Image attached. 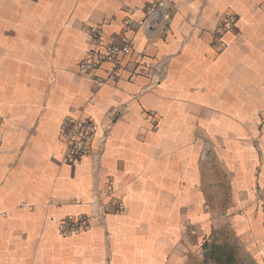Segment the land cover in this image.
<instances>
[{
    "label": "crops",
    "instance_id": "crops-1",
    "mask_svg": "<svg viewBox=\"0 0 264 264\" xmlns=\"http://www.w3.org/2000/svg\"><path fill=\"white\" fill-rule=\"evenodd\" d=\"M153 2L0 0V264H192L221 229L264 264V0H169L149 39ZM89 28L133 41L103 87ZM68 117L95 124L75 164Z\"/></svg>",
    "mask_w": 264,
    "mask_h": 264
},
{
    "label": "built area",
    "instance_id": "built-area-1",
    "mask_svg": "<svg viewBox=\"0 0 264 264\" xmlns=\"http://www.w3.org/2000/svg\"><path fill=\"white\" fill-rule=\"evenodd\" d=\"M168 1L154 0L146 9V14L140 22V28L147 38L155 37L165 26L168 19ZM234 20L223 15L220 23L216 26L215 33L221 34L224 30L232 29ZM128 30V27H126ZM89 50L80 64L83 72H91L100 69L104 64L108 65L104 76L95 79L97 87H103L115 82L122 70H126L122 64V58L129 56L133 49V41L127 37L122 38V46L116 47L105 44L100 32L96 28H89L86 31ZM140 54L138 57L143 58ZM140 67L146 73L150 68H158L157 64L140 62ZM95 124L89 118L68 117L61 127V137L65 146L64 163L75 164L83 158L90 156L93 152L92 143L94 139ZM88 225V218L70 220L66 225L68 233L81 230Z\"/></svg>",
    "mask_w": 264,
    "mask_h": 264
},
{
    "label": "rangeland",
    "instance_id": "rangeland-1",
    "mask_svg": "<svg viewBox=\"0 0 264 264\" xmlns=\"http://www.w3.org/2000/svg\"><path fill=\"white\" fill-rule=\"evenodd\" d=\"M229 233L221 229L202 242L200 248L193 253L192 264H248L240 243Z\"/></svg>",
    "mask_w": 264,
    "mask_h": 264
}]
</instances>
